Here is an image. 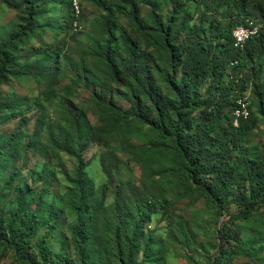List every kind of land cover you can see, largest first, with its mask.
I'll return each mask as SVG.
<instances>
[{
    "label": "rangeland",
    "instance_id": "obj_1",
    "mask_svg": "<svg viewBox=\"0 0 264 264\" xmlns=\"http://www.w3.org/2000/svg\"><path fill=\"white\" fill-rule=\"evenodd\" d=\"M151 1L156 15L166 22L177 1L183 6L174 30L179 45L185 36L183 28L188 30L189 21L201 14L232 30L251 16L261 28L264 25V0H228L240 11L233 16H223L229 3L219 0ZM41 3L38 23L43 28L17 50L13 68L15 72L37 71L47 65L52 74L48 79L13 77L0 87V217L8 219L18 200L30 198L28 193L34 202L41 199L36 234L30 242L37 245L45 239L56 260L66 264H82L73 232L81 201L89 205L92 240L88 253L92 258L88 264H123L121 258L127 259L129 249L126 238L134 236L140 222L143 232L138 235L135 264H264V216L235 222L231 234L236 249L213 260L224 217L215 202L192 184L170 140L131 114L133 91L110 81L101 53L111 44L110 34L112 47L123 43V33L132 28L130 8L119 13L116 0H81L82 26L73 34L67 28L71 24L68 0ZM152 10L145 3L139 5V16L150 27ZM109 12L114 18L108 30ZM18 24L17 11L0 0V44L17 32ZM137 48L151 54L145 63L154 65L155 86L151 88L158 96L175 100V93L162 79L164 71H172L163 35L149 31ZM117 52L125 56L124 48L119 46ZM21 58L28 61L23 64ZM181 76L180 71L178 79ZM75 79L80 85L69 93L66 87ZM260 81L251 79L241 94L251 99L252 111L259 108L253 86ZM149 104L144 98L143 108ZM73 116L83 126L80 133L71 122ZM261 134L263 117L245 146L251 150ZM77 153L87 163L84 196L75 184ZM154 207L157 212L151 214ZM0 264L27 263L14 259L13 252L0 244Z\"/></svg>",
    "mask_w": 264,
    "mask_h": 264
},
{
    "label": "trees",
    "instance_id": "obj_2",
    "mask_svg": "<svg viewBox=\"0 0 264 264\" xmlns=\"http://www.w3.org/2000/svg\"><path fill=\"white\" fill-rule=\"evenodd\" d=\"M219 1L224 2V5L229 3L223 16L240 13L228 0ZM3 2L17 11L19 24L17 32L7 42L0 44V87L13 77L50 78L52 72L47 65L37 71L15 72L13 68L16 60L14 54L43 28L38 23L43 3L41 0ZM140 3L154 9L153 27L147 26L145 19L140 18ZM68 6L70 9V0ZM99 6L106 10L105 6ZM115 7L119 13H125L130 8L132 28L123 33V43L114 47L111 46L113 37L110 34L111 44L102 51L101 61L108 68L113 85L133 91L131 114L154 126L170 140L192 184L215 202L224 221L217 231L219 244L213 260L223 259L228 251L235 250L238 245L231 234L232 225L264 216V134L258 135V142L252 145L251 150L245 146L255 134L262 117L264 121V25L257 37L247 40L243 48H239L235 46L233 31L246 21L232 30L222 28L218 19L201 14L189 21L188 30L183 28L185 36L182 45H179L174 39V30L183 6L178 1L169 14L168 22L162 15H156V6L151 0H116ZM112 18L114 15L109 12L106 29ZM208 20L209 26L206 27ZM67 28L69 30V24ZM149 31L164 37L172 71H164L162 79L168 89L175 93V100L162 98L151 88L155 86L151 78L154 65L145 64L151 54L137 48L142 39L149 36ZM119 46L125 49L124 57L118 55ZM19 61L25 64L28 58ZM247 66H250L249 69H245ZM240 69H244L241 74ZM180 71L182 76L178 79ZM256 78L261 80L253 83V96L259 104L258 111L251 110L249 99V117L240 119L238 126H235L233 112L237 106L236 100L246 90V84ZM205 83L207 86L202 92ZM79 85L80 80L75 79L66 90L71 93ZM144 98L150 104L143 108ZM71 122L77 133L83 131L76 117L73 116ZM40 131L41 126L37 128L36 134ZM76 157L78 166L75 184L84 196L82 180L85 179L87 163L83 154L77 153ZM28 195L30 198L24 196L17 201V209L8 219L0 217V244L10 249L14 259L22 263L66 264L56 260V255L48 250L45 239L37 245L30 242L36 234L37 209L41 207L42 201L38 199L34 202L32 195ZM34 205L37 207L35 210L32 209ZM88 211L89 205L81 201L77 208V225L73 231L76 252L82 264H88L92 258L88 253L92 240L87 221ZM156 212L155 207L150 211L151 214ZM142 227V223H138L134 236L126 238L129 249L127 259L124 260L123 256L121 258L123 264H135V249L140 241L138 235L143 232ZM51 257L52 260L49 259Z\"/></svg>",
    "mask_w": 264,
    "mask_h": 264
},
{
    "label": "built area",
    "instance_id": "obj_3",
    "mask_svg": "<svg viewBox=\"0 0 264 264\" xmlns=\"http://www.w3.org/2000/svg\"><path fill=\"white\" fill-rule=\"evenodd\" d=\"M71 24L69 30L75 34L81 29L83 21V6L81 0H70ZM261 27L249 18L246 22L233 31L236 47L243 48L247 40L259 35ZM237 106L233 112L234 125L238 126L240 119H247L250 114V101L247 95H240L236 100Z\"/></svg>",
    "mask_w": 264,
    "mask_h": 264
}]
</instances>
